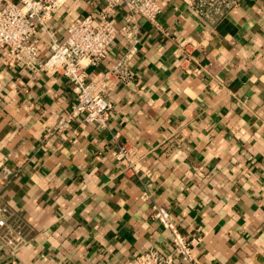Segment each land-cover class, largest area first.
Returning a JSON list of instances; mask_svg holds the SVG:
<instances>
[{
	"label": "crops",
	"instance_id": "1",
	"mask_svg": "<svg viewBox=\"0 0 264 264\" xmlns=\"http://www.w3.org/2000/svg\"><path fill=\"white\" fill-rule=\"evenodd\" d=\"M100 5L68 0L35 39ZM126 10L112 15L120 26ZM131 76L108 94L107 127L80 119L57 129L73 102L66 77L8 63L0 51V201L23 220L27 241L0 264H124L144 252L167 254L170 234L150 217L167 208L179 231L199 238L195 264H264V0H242L219 20L182 0H161L156 24L138 17ZM195 39L192 58L174 53ZM89 67L102 72L122 53ZM197 69V73L190 72ZM114 134H118L115 138ZM127 144L140 174L117 160Z\"/></svg>",
	"mask_w": 264,
	"mask_h": 264
},
{
	"label": "built area",
	"instance_id": "2",
	"mask_svg": "<svg viewBox=\"0 0 264 264\" xmlns=\"http://www.w3.org/2000/svg\"><path fill=\"white\" fill-rule=\"evenodd\" d=\"M68 0H0V51L8 63H16L24 68L60 74L72 83L74 102L57 124V129L80 119L86 124L102 130L112 108L108 94L118 83L131 76L130 62L138 51L137 21L141 17L156 24L161 12V0H84L93 5L99 2L96 13L73 19L66 29L63 39L50 37L49 54L43 61L39 59V47L35 35L39 27L47 30L53 15ZM195 14L215 22L242 0H182ZM119 7L126 10L122 24L118 27L112 15ZM125 40L122 53L101 75L90 77L89 67L104 61L110 53L116 36ZM198 42L186 38L174 50L176 55L192 58ZM197 69L190 72L197 73ZM117 138L118 134H114ZM116 158L123 163L127 175L140 174L142 157L127 144L118 146ZM150 217L156 220L170 234V249L167 254L144 252L128 259L124 264H195L193 250L199 238H188L182 234L167 208L153 205ZM26 227L7 202L0 201V246L9 257H15L27 241Z\"/></svg>",
	"mask_w": 264,
	"mask_h": 264
}]
</instances>
